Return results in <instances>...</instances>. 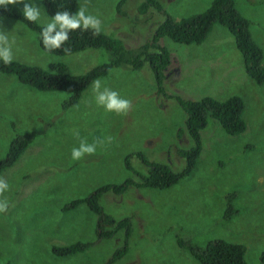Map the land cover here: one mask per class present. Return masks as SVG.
Returning <instances> with one entry per match:
<instances>
[{
    "label": "rangeland",
    "instance_id": "rangeland-1",
    "mask_svg": "<svg viewBox=\"0 0 264 264\" xmlns=\"http://www.w3.org/2000/svg\"><path fill=\"white\" fill-rule=\"evenodd\" d=\"M77 1L78 10L85 7L86 15L101 21V31L128 46L143 42L162 20L153 9L137 13L140 0H123L118 8L119 0ZM159 1L170 16L179 18L202 11L211 0ZM33 3L40 9L36 22L49 23L52 17L42 0ZM233 3L249 20L264 64V0ZM16 6L23 9V4ZM0 32L8 37L12 60L26 64L45 68L58 61L73 73H82L108 60L100 48L46 54L39 49L36 34L10 18L0 17ZM160 43L171 56L162 82L168 97L157 94L146 65L139 70L113 67L98 78L102 88L131 101L126 115L98 106L93 82L76 104L62 109L67 93L33 90L13 75L0 73V158L14 135L37 132L16 162L0 173L8 184L0 195V200L8 202L7 211L0 212V264H99L107 259L122 243L123 231L99 239L94 233L96 215L84 204L67 211L60 207L100 184L138 180L124 166L129 153L139 152L148 161L179 170L183 160L176 149L189 147L192 141L174 96L194 100L230 95L243 100V132L226 134L207 118L199 132L201 150L189 175L164 189L132 186L119 195L105 192L99 203L112 218L130 220L126 252L112 264H199L177 245L176 236L201 246L218 237L239 242L245 246L248 264H264L258 257L264 250V83L256 84L245 74L232 35L218 24L197 44L166 37ZM82 140L96 142V151L73 160L72 149ZM128 163L139 175L145 174V166L135 156H129ZM230 192L236 194L232 201L236 213L226 219L223 210ZM76 240L89 241L91 246L66 257L50 251L52 246Z\"/></svg>",
    "mask_w": 264,
    "mask_h": 264
},
{
    "label": "trees",
    "instance_id": "trees-1",
    "mask_svg": "<svg viewBox=\"0 0 264 264\" xmlns=\"http://www.w3.org/2000/svg\"><path fill=\"white\" fill-rule=\"evenodd\" d=\"M122 1L119 0L117 8ZM42 5L49 17L54 16L56 12L67 10L75 13L78 10L77 0H42ZM149 9L162 15V20L152 29L149 37L137 45L128 46L122 39L108 35L101 30L99 34H93V30L89 29L70 32L68 41L61 48L48 51L44 48L41 37V31L47 24L27 21L22 15V10L16 5H9L7 9L0 8V17L18 21L33 31L36 34L39 49L46 54L67 55L87 48H100L108 54L106 62L94 65L82 73H73L66 64L58 61L50 62L43 68L17 60H12L9 64H4L0 60V73L13 75L18 83L29 86L33 90H57L67 93L66 100L60 104L62 109H66L78 102L82 92L94 80L107 75L113 67L128 66L129 69L139 70L146 65L152 74L157 94L168 97L162 82L164 70H167L171 56L165 46L161 45L160 39L166 37L178 43L197 44L206 38L214 25L218 24L232 35L234 45L241 55L245 74L256 84L264 83L262 51L251 36L249 20L235 8L233 0H211L202 11L179 18L170 16L159 0H140L136 6L137 13L141 15ZM174 97L185 115L184 130L192 141L191 146L176 149L178 156L183 160V166L179 170H173L166 163L148 161L139 152L129 153L124 156V166L138 180L125 178L118 183L100 184L85 196L72 198L60 207L62 211H67L84 204L96 215L94 233L99 239H107L118 230L123 231L122 243L99 264H112L125 254L126 242L131 230L128 217L114 219L103 211L99 203V198L103 193L110 192L119 195L132 186L164 189L189 175L195 167L201 150L199 132L205 126L207 118L216 121L226 134L235 135L245 130L244 104L242 98L237 95H230L224 99L202 96L194 100ZM35 133L37 132L30 130L11 138L4 156L0 158V173L16 162L34 139ZM129 156H135L145 166L144 175H139L132 169L128 163ZM235 196V192L227 194L223 218H231L236 213L232 204ZM176 243L199 264H248L245 260V246L239 242L218 237L207 240L201 246L186 244L182 238L176 236ZM90 246L89 241L76 240L69 244L52 246L50 251L55 256L66 257L83 252ZM258 257L264 263V250Z\"/></svg>",
    "mask_w": 264,
    "mask_h": 264
},
{
    "label": "clouds",
    "instance_id": "clouds-1",
    "mask_svg": "<svg viewBox=\"0 0 264 264\" xmlns=\"http://www.w3.org/2000/svg\"><path fill=\"white\" fill-rule=\"evenodd\" d=\"M23 4L22 15L24 19L35 23L40 16V9L33 3V0H0V8L7 9L9 5ZM92 29L93 34H99L101 29V21L92 15H86V8L81 7L75 13H70L67 10L56 12L52 16L51 21L43 27L41 31L42 43L46 50L51 51L59 49L68 41L69 33L76 30L86 31ZM0 60L4 64H9L12 61L11 46L8 37L4 32H0ZM93 91L95 93V101L98 106H102L107 112H114L117 115L127 114L131 108V101L122 98L117 91L102 88L101 80L93 81ZM112 138L108 137V142ZM96 151V142L89 144L86 141H81L79 147L73 148L71 157L73 160H80L86 154L91 155ZM8 189V184L0 179V195ZM8 202L6 199L0 200V212H6Z\"/></svg>",
    "mask_w": 264,
    "mask_h": 264
}]
</instances>
